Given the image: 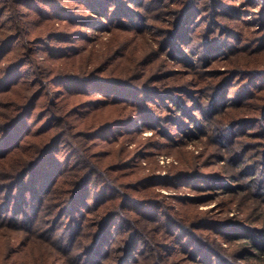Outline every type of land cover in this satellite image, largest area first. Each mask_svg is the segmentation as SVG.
<instances>
[{"label": "rangeland", "instance_id": "374dc122", "mask_svg": "<svg viewBox=\"0 0 264 264\" xmlns=\"http://www.w3.org/2000/svg\"><path fill=\"white\" fill-rule=\"evenodd\" d=\"M3 1L0 0V8ZM123 1L126 10L127 6L134 9L136 25L140 24L141 31L117 33L119 39L124 38L125 48H116L112 55L115 56L113 63L100 71L93 69L92 61L102 40L110 36L108 32L102 37L97 34L98 30L87 28L91 40L77 34L69 42L52 40L46 31L85 29V26L80 22L68 26L60 23V17H55L44 2L35 3L51 12L54 19H45L39 8L26 6L18 11L8 7L5 15L0 17V26H3L0 46L4 37L21 33V37L14 39L3 52L0 76L14 64V58L25 53L24 60L25 57L30 59L25 65L19 64L24 80L17 79L16 86L10 90H0V131L4 128L2 124L20 110L13 109L17 102L26 96L25 102L31 93L41 94L44 89L34 100L35 109L24 119V128L27 129L25 136L22 132L19 140L16 138L11 144L14 146L11 150L1 151L4 153L0 155V169L10 173L19 166L23 167L25 160L35 156L40 145L51 134L66 127L64 120L67 125L73 122L71 129L68 126L64 129L80 141L81 137L87 136L82 133L92 131L99 124L120 117L133 119V115H124L128 107L118 108L106 101H97L106 97L105 94L68 89L62 81L70 79L75 74L72 72L83 71L84 77L119 76L142 89L146 88L150 99L142 98L139 102L141 116L137 117L136 126H120L104 135L96 132L92 135L95 138H88L90 135L84 138V142L90 144L92 155L98 157L99 163L96 160L95 163L116 180L120 194L122 191L126 194L124 198L116 195L112 202L111 208L119 210L114 223L118 222L117 226L121 229L113 232L105 246L108 255H125L134 230L135 235L139 231L142 237L133 236L130 247L133 255L128 264H200V258L195 260L196 256L199 257L197 252L191 258V251H194L200 238L211 239L217 242L215 245H222L226 249L224 251L230 253L236 244L226 241L227 235H235V229L250 231L253 227L261 226L260 218H264V182L258 188L259 180L264 176V95L257 94L258 87L249 88L253 78L250 72L264 68V0H202L200 5L194 4L202 8L185 18L188 39L177 37L178 42H173V45L171 30L178 22L180 6L188 0ZM60 2L71 7L78 18L92 13L89 7L81 9L80 2L76 0ZM64 20L67 21V18ZM23 25L26 26L25 30ZM45 27L47 30H44ZM225 27L242 31V36H232L228 29L224 31ZM243 31L253 36L244 35ZM42 33L46 43L36 46L33 53L28 51L26 45L31 42L29 39ZM125 38L130 39L129 44ZM68 44L80 45L84 50L79 54L68 52L66 56L59 55L62 53L60 46ZM205 44L216 46L217 54L211 55V51L203 50ZM50 45L57 47L50 52ZM132 48H135L136 57L139 56V68L136 66L133 71L129 69V73H121L122 67L134 64ZM52 55L59 57L51 58ZM5 65L8 66L2 70L1 67ZM50 68L55 69L52 74ZM58 75H61L62 81L51 84ZM263 78L264 75L259 81H264ZM204 81H208L207 86ZM220 84L225 87L223 92L226 98L221 99L222 103L216 110L219 113L214 112L212 117L206 118L203 109L211 100L212 91ZM246 89L250 90L251 95L244 94ZM240 91H244L242 96L238 95ZM235 98L243 102L239 105ZM87 100L90 102L82 106L83 109L90 107L89 110L77 114L72 112L77 102ZM180 100L187 103L182 110L175 103ZM93 102H96L95 106ZM60 105L70 109L65 117L71 121L64 119L61 123L56 120L53 125L50 122L45 125L48 114L60 113L57 110ZM239 120L244 121L239 125L241 128L229 133L230 123ZM93 121H97L93 125L95 127H87ZM138 126H142L141 129L146 127V130L138 133L135 130ZM217 133H221L220 139ZM3 134L0 133V140ZM66 137L64 141H67ZM70 139L74 140L73 137ZM236 153L239 155L230 159ZM77 157L83 160L77 162ZM84 161L82 154L76 152L71 163L63 164L64 174L59 179L62 187L75 186L77 175L87 170V166L82 165ZM62 191L67 190L59 189L58 192ZM45 199L47 202L53 200L49 197ZM122 200L124 202L121 204ZM90 201L93 205V200ZM104 205L100 212L97 206L94 211L85 209L78 213V222L88 230L80 240L83 243L92 240V224L106 211ZM55 210L56 207L42 216L48 219L46 228L51 225ZM56 216L59 235L68 225L66 221L69 215L61 212ZM182 224L188 229L183 228ZM11 229L12 226L7 224L0 227V264H74L77 259H85V256L77 258L75 255L80 248L79 243L73 246L74 255L69 256L68 260L67 256H58L60 254L52 249L57 242L49 244L43 236H31L23 228L14 230L15 239L10 240ZM242 255L243 250L234 254L237 261L246 264L239 258ZM116 261L104 260L102 263ZM207 261L214 262V256Z\"/></svg>", "mask_w": 264, "mask_h": 264}, {"label": "trees", "instance_id": "16d2710c", "mask_svg": "<svg viewBox=\"0 0 264 264\" xmlns=\"http://www.w3.org/2000/svg\"><path fill=\"white\" fill-rule=\"evenodd\" d=\"M76 1L80 2L79 6L81 9L89 7L92 10V13L80 15L78 18L76 14L72 12V8L64 5L60 2V0H4L1 4L2 7L0 8V17L5 15L8 7H10V9L12 7L13 10L18 11L20 10V8H23L22 6H26V8H39L38 11L41 13V15L44 16L45 19H54L53 16L50 15L52 14L51 12L47 11L45 7L39 6L37 3H35L44 2L50 7V11L54 12L55 17L56 15L60 17V23H64L68 26L72 23L80 22L83 26H85V29L79 28L69 30L66 28V30L53 31L55 33H53L51 30L46 31V34L50 33V39L52 40L55 39L58 41L69 42L76 34L79 37L91 40L92 36L89 35L87 28L98 30L97 34L101 35L102 37L105 36L103 34L108 32L110 36H108L107 40H102V44L100 47H98V52L96 53V56L92 61L93 69H95V71L105 70L106 66L112 64L115 60V56H112L116 52L115 49L118 47L125 48V41L123 40L124 38L119 39L117 37V33L141 31L140 24L136 25L134 16L135 11L128 6L126 10V6L124 5L123 0ZM201 1L202 0H188L187 2H185V4L183 3L180 6V9L178 11L179 15L177 18L178 22L175 23L176 25L171 30L170 34L172 45L173 42H178L177 37L188 39L186 37V30L188 29V27L184 26V22H186L185 18L188 14L194 15L195 11L202 8L198 6L200 5ZM196 3L198 5L195 6L194 4ZM23 9H21V13L23 12ZM131 10L134 12H131ZM262 11L264 12V2ZM27 12L31 11L28 10ZM64 18H67V21H63ZM132 23L135 24V28L133 27ZM2 27L3 26L1 25L0 38H2L3 34V31H1ZM23 27L25 30L26 26L23 25ZM227 29L229 32L231 31L232 36L236 38H240L242 36V31H238V29L225 27L224 31H227ZM44 30H47L46 27L44 28ZM138 34L136 33V35ZM243 34L249 37L253 36L247 34V32L245 31H243ZM20 37L21 33H13L4 37L0 46V59L2 58L4 54L3 52L9 46V44H11L14 39H18ZM29 40L31 42L26 45V49L28 51H32V53L35 52L36 46H39V44L41 43H46V39L43 33ZM125 40H127L128 44L130 43L129 38H125ZM49 47V50L51 52L57 46L50 45ZM60 47L62 53H59V55L62 54V56H66L68 52L69 54H79L84 50L83 47L76 44H68ZM131 50L134 56V64L132 66L128 65L129 67L127 68L122 67L119 71L121 73H129L128 70L131 69V71H133L136 66L137 69L139 68V60H137L139 59V56L136 57L135 48H132ZM203 50L211 51V55L217 54L216 46L211 47L205 44ZM24 55L21 57L17 55L18 57L13 59L14 64L12 63L11 66L7 67L8 65H5L4 67H1L2 70L7 67L3 74L0 76L1 91L14 88L16 86L15 83L18 82L17 79L19 80L21 78L20 80H24V76H21L22 69H20L21 67L19 64L25 65L30 60L26 57L24 60ZM59 55H52L51 58L59 57ZM49 70L51 71L50 74H52L53 70L55 69L50 68ZM72 73L75 74L68 80L62 81L60 79L61 75H58L57 77H55V81L50 83L55 84V82L57 83L62 81L63 83H65V86L68 89H75L77 91L79 90V92H83L85 90H93L98 93L105 94L106 97L99 98L101 100L97 101H106L108 104L116 105L118 108H120V106L128 107V109L125 111L126 114L124 115H133L134 117H132L133 119L130 118L127 120L121 119V117L115 118L110 120L109 122L107 121L99 124V126L96 125L98 127L93 129L92 131L90 130L82 133L86 134L87 136L81 137L79 141L78 139H75L72 133L69 134V131L67 129H64L67 128V126L68 128H70L72 126L71 124L73 123L72 122L67 125L66 120H64L69 119L65 117V115L70 111V109H66L63 105H60L57 107V110L60 112L59 114H48V117L44 122L45 125H47L49 122L51 123V125H53V123H55L54 121L56 120L62 123V120H64V125H66V127H64L63 129H59L51 134L50 137H48L40 145L37 154L25 160L26 164L23 167L19 166L20 168L10 173L3 172L4 170L0 169V227L6 224L12 226V234L10 240L15 239L14 230L17 231L19 230V228H23L30 234H32L31 236H43L42 238L48 240L49 244H52V241L53 243L57 242L55 243V245H52V249H54L57 254H60L58 256H61L63 258H65L64 255L67 256L68 260H70L69 256L74 255L73 246L79 243L80 248L79 250L75 251V255L77 256V258L85 256V259H77L74 264H103L102 262H104V260L108 261L112 259H115L117 261L113 263L105 262L104 264H128V261L131 260V257L133 255V251H131L130 248L132 245L133 236L142 237V235L139 233V231H136L135 235L133 230L126 246L128 248L125 255L119 256L116 253H110L108 255V250L105 245L110 241L109 239L110 237H112L113 232L115 230L118 231V229H121L117 226L118 222L117 224L114 223L115 218H117L119 214V210L116 211L115 208H111L113 206L112 202L115 196L121 195V192L118 188L119 185H117L116 180H114L112 176L107 174L102 167L98 166V157L92 155L89 149L90 144L84 142V138H87L89 135L90 137L88 138H95L92 135L96 134V132L99 135H104L105 132L111 131L120 126L126 128H132L136 126L138 124L137 117L141 116L139 110L140 106H138V104L139 102H141L142 98L150 99V95H148L149 91H147L148 89L146 88L142 89L135 83L125 81L124 78H121L119 76L89 75L87 77H84L86 75L83 76V71ZM64 74L66 73L64 72ZM250 74H252L253 78H251L249 88L250 86L258 87L257 94L264 95V87H262L264 86V81H259V79H262V75H264V68L252 70ZM50 79L51 78L49 77V80ZM204 85L207 86L208 81H204ZM45 88L47 90V87ZM43 90H41V94ZM223 90L225 91V87H222V84H220L214 89V91H212V98L203 109V113L206 118L210 116L212 117V114L214 112L219 113V111L216 110L222 103L221 99L226 98ZM49 91L52 93V89H50ZM244 91H240L238 95L242 96ZM249 91L250 90L246 89L244 94L247 96L251 95ZM41 94L33 92L28 96L25 102L23 100L26 98V96L22 101L17 102L16 105L13 106V109H15L14 111L19 109L20 110L15 116L2 124L4 128L3 131H0V133H4V137L2 140H0V155L4 153L1 152L2 150H11V148L14 147L11 144L15 141L16 138L19 140V136L22 134V132L27 130L24 128L26 126L24 125L26 124V120L24 119L27 114L35 109L36 102L34 100H36L37 97H39V95ZM189 95L192 96V94ZM235 100L238 101L237 104L239 105L243 102L240 101V98H235ZM86 102L90 101L87 100L77 102V107H75L74 111L72 112H75L77 114L83 112V110H89L90 107H85V109H83V106ZM175 103L179 105V110H182V108H184L187 104L185 100L176 101ZM93 104L95 106L96 102H93ZM217 120L221 122L219 119ZM243 120H239L238 122L233 121L232 123H230V126H228L230 129L229 133H232L237 128H241L239 125L241 124V122H244ZM69 121L71 120L69 119ZM96 123L97 121H93L91 125H87V127H95L93 125H95ZM142 126H138L137 128H135L136 132L139 133L145 131L146 127L141 129L140 127ZM23 134L25 136L26 132H24ZM65 135H67V141H64ZM217 136L220 139L221 133H217ZM70 137L74 138V142L70 139ZM66 146L68 147V149H66ZM239 151L241 152V150ZM76 152H78L79 155L82 154V156L84 157L85 161L82 163V165H86L87 170L81 175H77L74 180V187H62V185L59 183V179L64 174L63 172L65 167L63 166V164H65V162H67L68 164L71 163L74 159V156L76 155ZM238 155L239 154L236 153L235 155H232L230 159H233L234 156ZM76 160L78 162V160H83V158L77 157ZM95 160L98 163H95ZM257 160L260 159L258 158ZM74 163L75 162H73L72 165H74ZM263 180L264 176L263 178H260V184L258 185V188L260 187L261 183L264 182ZM59 189H65L67 191H62L61 193H59ZM124 196H126V194H124L122 191L121 197L124 198ZM47 197H49V199L53 198L52 202H47L45 199ZM90 198L94 202L93 205L90 201ZM122 202L124 201L122 200L121 204ZM142 202L145 201L142 200ZM103 204H105L104 209L106 211L101 216V218L97 220L96 223L92 224L94 227L93 231L91 232L92 240L83 243L84 241L80 240H82L84 234L88 230L84 229L85 225L78 222V213L81 214V212H83L85 209L94 211L97 206V211L99 210L100 212L101 206H103ZM240 205L241 204L239 203V206ZM55 207L56 210L54 211V213L56 215L61 212H63V214L69 215L68 221H66L68 225L61 230L59 235H57L59 228L57 225V216L53 214L51 219L52 223L49 227L47 226V228L45 222H47L46 220L48 219L42 217L43 215L47 214L49 210L52 211V208ZM260 221L262 223L261 226H257L255 228L253 227L250 231L235 229L237 230V235L232 234L233 236H228V233L226 234L225 232V234L227 235L226 241H228L229 243L235 242L236 244V247L229 251L230 253L225 252L224 250L226 249L222 247V245H215L217 244V242H214L211 239L210 241H207L203 238H198L199 243H197L195 249L193 248L194 251H191V258H194V256L197 255V252L199 257L196 256L195 260L200 258V264H241L240 261H237V256H234V254L238 250H243V255L239 257L240 260H243L244 262H246V264H264V218L261 217ZM18 222H20V224ZM182 226L183 228L188 229L185 224H182ZM212 226L213 224L210 228H212ZM49 230L50 233L47 234ZM184 250L185 249H183L182 251ZM211 256H214V262L207 261ZM155 264L157 263L155 262Z\"/></svg>", "mask_w": 264, "mask_h": 264}]
</instances>
